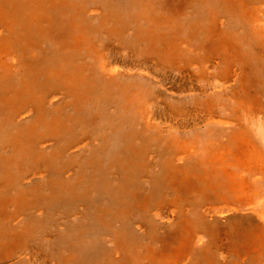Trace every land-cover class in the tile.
I'll return each mask as SVG.
<instances>
[{
	"label": "rangeland",
	"instance_id": "obj_1",
	"mask_svg": "<svg viewBox=\"0 0 264 264\" xmlns=\"http://www.w3.org/2000/svg\"><path fill=\"white\" fill-rule=\"evenodd\" d=\"M13 1L25 38L0 50V264H264V178L256 203H239L223 176L234 154L214 156L234 150L241 119L264 152V0H243L250 18L226 0H88L64 30L46 20L68 1L35 5L43 27ZM81 28L80 46L64 47ZM103 56L123 72L114 84ZM248 93L260 97L244 119ZM187 171L191 188L165 179ZM136 192L151 203H129ZM184 226L194 240L180 254Z\"/></svg>",
	"mask_w": 264,
	"mask_h": 264
},
{
	"label": "bare ground",
	"instance_id": "obj_2",
	"mask_svg": "<svg viewBox=\"0 0 264 264\" xmlns=\"http://www.w3.org/2000/svg\"><path fill=\"white\" fill-rule=\"evenodd\" d=\"M16 1L18 2V0H16ZM41 1H44V7L43 8H45L46 4L49 7L51 2H53V5L55 7H56V4H60L62 1H68L70 3V5L62 6L60 8V11H58V10L50 11L51 14H49L46 10H41V12L39 13V11L35 8V5L38 6V3ZM26 4L27 5L33 4V6H31L29 8H25ZM88 6H90V2L88 0H87V2H83V0H24L22 3L19 4L20 10H21V12H23V17L26 16L25 11L28 10V14L31 17V19H30L31 23L37 22L38 25L43 27L44 21L46 20L45 15L49 14L50 17H49V19L46 20V24H48V25L53 24L58 30H64L67 26H72L74 29H76L78 26L76 24V22H77L76 19L80 18V16H79L80 13L85 11V7H88ZM225 7L229 13H232V14L240 13L242 16L248 17V18H250L251 14L255 12V7L248 6L247 3L243 2V0H226L225 1ZM16 8H17V3L14 2L13 0H0V35H3V36L7 35L4 37L5 39H4L3 43H2L3 38L0 39V50L5 49V47L11 48V46H8V45L12 39V35H14L20 41L25 38L24 34L20 33V32H22L21 31L22 26H20L19 23H17V21L14 20V18L10 17L11 14H16V13H12L13 11L16 10ZM55 9H57V8H55ZM16 15H18V14H16ZM24 22H26V21L23 19V23ZM258 24L259 25L256 27L254 34H257L258 36H262V34H264V25H261V23H258ZM44 30L46 32H50L49 30H51V32H55V30H53V28H51V27H49L48 29H44ZM83 32L84 31L81 28L79 33L72 34L69 37V41H66L68 43L66 45H64V47H72L73 48V47L80 46L81 39H82V36L84 34ZM52 34L53 33H50V35H52ZM218 35L220 37L219 40H221L222 45H224L228 49L234 50L235 45L233 44L232 41L234 40V38L236 36V31H233L232 29H226V30L223 29L221 34H218ZM43 40L50 41V42L55 41L48 35L44 36ZM59 42L64 44L65 41H58V43ZM58 43H57L58 50L62 49L63 46L59 47ZM19 50H20V48L18 49V51ZM58 50H57V52H58ZM3 56H4V53H2L1 58ZM0 67H1L0 68V77L1 76H7V75L10 76V73L8 71H6V70H9V67H8V65H6V63L0 62ZM101 67H102V73L108 78V80H110V82L112 84H114V81L116 80V78L119 75L123 74V72L115 66L113 60L110 57L105 58V56H103V61H102ZM6 73H7V75H6ZM66 74H68V73L61 72L59 74L60 78L64 77ZM24 78H21V79L17 78L18 82H21L19 88H17V89H19L20 92L30 91L34 87V84L31 82V80L26 81V80H24ZM245 79H246L245 81H248V84H247L248 90H251V87H254V85H255L254 79L252 81L250 80L251 82H249V80L247 78H245ZM67 80H68L69 84L73 82V78L70 74H68ZM59 86H61V85H59ZM64 88L69 90V88H67V87H64ZM252 89H254V88H252ZM104 91L107 92V90L105 88H104ZM248 95H250V94L248 93ZM19 96L23 97L25 95H24V93H21V94H19ZM253 96H256V98L254 99ZM259 97H260V95L258 96V95H252V94L248 97V99H247V102L249 103L248 107L251 106L252 109L249 107V110H248V107H247L246 111H248V112H247V114L245 113L242 118H244V119H246L247 117L250 118L254 114L255 103H256L257 99L259 101ZM143 110L145 111V109H143ZM149 114H150V112L145 113L146 122L152 124V121L150 120L151 118L148 117ZM73 118L75 119V116ZM73 118L71 119V122L74 121ZM57 120H55V122H57ZM55 125H57V123ZM244 127L245 126H243V120L241 119L240 126L238 127V129H234V131H233L234 132V134H233L234 140L233 141L235 144V148L233 147L234 148L233 151L231 149H228L227 151L224 149L223 152L220 151V152L216 153L214 156L216 157L217 160H222V159H224V154H226V152L228 154H232V153L234 154V156H233L234 162L231 163V169L225 170L224 175H223V176H225V178L227 180V182L225 184V188L230 192V194H232V193L234 194V199H236L239 203H256L255 198L257 196V193L260 194V190L255 187V182L258 179L264 178V152L257 145V143H255L254 140L251 139V135H250L248 129H246ZM72 129H73L72 124H66V126L63 127L62 131H71ZM147 130L148 129H146L145 131H147ZM259 131H261V130H259ZM62 148H63V146H62ZM81 162H82V159H81ZM191 174L192 173L187 171L184 173L183 177H181L180 175H179V177H176L173 174L171 177H167L165 179L168 180V182L170 184H173V185L176 184L183 189H188V188H191V182H190ZM256 175L258 177H256ZM99 188L100 187H98V189ZM135 194H136L135 196L132 195L133 197L130 196L129 203L132 200L135 203H138L139 205H146L147 203H151V196L144 194V193L138 194L137 192ZM125 195H126V193H125ZM126 202H127V199H125V203ZM238 202H230L229 201L228 203H238ZM110 203H115V200H111ZM117 203H121V202L117 201ZM262 203H264V199H263ZM227 211H229V210H227ZM67 219H68V217H67ZM241 228H243V227H241ZM193 233L194 232L188 226H184L183 235L177 239V243L175 246V249L177 252H179L180 254H183L185 252V249L189 248L192 245L193 240H194V234ZM49 236H51V235H49ZM20 237H22V236H19L18 238H20ZM10 250H11V248H9V251ZM35 250H36V248H35ZM39 254H41V253H39ZM211 255H212V253H211ZM199 261H201V260H199Z\"/></svg>",
	"mask_w": 264,
	"mask_h": 264
}]
</instances>
